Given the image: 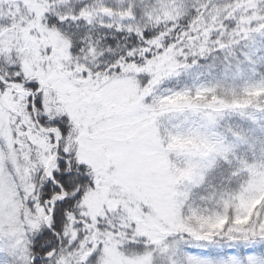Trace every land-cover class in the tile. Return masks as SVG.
<instances>
[{
	"label": "snow or ice",
	"instance_id": "snow-or-ice-1",
	"mask_svg": "<svg viewBox=\"0 0 264 264\" xmlns=\"http://www.w3.org/2000/svg\"><path fill=\"white\" fill-rule=\"evenodd\" d=\"M0 264H264V0H0Z\"/></svg>",
	"mask_w": 264,
	"mask_h": 264
}]
</instances>
